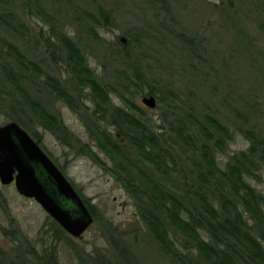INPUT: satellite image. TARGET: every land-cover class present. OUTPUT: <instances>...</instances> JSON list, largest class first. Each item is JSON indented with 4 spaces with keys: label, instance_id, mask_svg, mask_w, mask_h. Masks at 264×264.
I'll return each mask as SVG.
<instances>
[{
    "label": "rangeland",
    "instance_id": "1",
    "mask_svg": "<svg viewBox=\"0 0 264 264\" xmlns=\"http://www.w3.org/2000/svg\"><path fill=\"white\" fill-rule=\"evenodd\" d=\"M35 1L47 7L54 28L76 44L95 76L107 80L115 69L131 72L137 66L146 84L170 92L172 102L166 98L161 104L153 96L157 108L152 110L142 104L143 96L136 98L155 130L164 127L163 117L171 119V112L182 116L190 108L199 117L213 116L228 126L233 138L223 161L250 147L244 130L252 129L264 138V0ZM28 3L0 2V15L18 13L23 25L21 34L10 38L0 26V37L37 63L44 74L67 81L62 48L50 38V26L29 15ZM84 11L97 24L85 22ZM5 64L8 68L14 65L10 59L3 60ZM34 81L37 89L30 96L62 122L65 141L44 129L43 120L33 112L23 120L40 141L32 139L92 207L93 223L81 238H71L35 201L20 196L13 184L0 185V252L9 259L24 256L27 249L38 253L46 249L44 257L53 250L57 264H123L116 241L129 251L135 264H179L152 242L133 198L81 148L88 144L96 158L109 165L90 126L117 134V128L97 112L88 90L82 92L74 111L44 89V76ZM4 84V92L11 90L7 80ZM23 84L28 87L29 83ZM110 99L112 107L120 106L116 97ZM9 122H14L11 115L0 107V126ZM124 148L132 154L129 146ZM247 180L264 196V169Z\"/></svg>",
    "mask_w": 264,
    "mask_h": 264
},
{
    "label": "trees",
    "instance_id": "2",
    "mask_svg": "<svg viewBox=\"0 0 264 264\" xmlns=\"http://www.w3.org/2000/svg\"><path fill=\"white\" fill-rule=\"evenodd\" d=\"M0 2L6 4L7 0ZM28 4L29 15L49 25L50 38L61 46L67 81L44 74L37 63L28 61L16 46L0 37V107L8 111L12 121L39 142L36 131L23 120L33 112L43 120L44 129L65 141L67 131L62 122L30 96L37 89L34 79L44 76V89L74 111L82 92L88 90L97 112L101 111L109 126L117 128V134L90 126L109 165L97 159L88 144L81 148L133 198L148 236L164 255L179 264H264V196L247 180L264 169V138L252 129L244 130L250 147L223 161L233 138L228 126L213 116L199 117L190 108L182 116L171 112V119L163 117L164 127L155 130L136 98L155 96L161 104L166 98L172 102L169 91L146 84L137 66L131 72L115 69L107 80L95 76L76 44L54 28L56 23L47 7L35 0ZM83 14L89 25L97 24L93 15ZM19 17L11 11L0 15V26L9 38L21 34ZM5 59L14 65H2ZM6 80L11 90L4 92ZM26 80L28 87L23 84ZM111 96L120 106H111ZM84 203L93 214L92 207ZM113 242L120 261L135 264L129 251ZM45 251L27 249L24 256L9 259L0 252V264H57L55 252L50 250L44 257Z\"/></svg>",
    "mask_w": 264,
    "mask_h": 264
},
{
    "label": "water",
    "instance_id": "3",
    "mask_svg": "<svg viewBox=\"0 0 264 264\" xmlns=\"http://www.w3.org/2000/svg\"><path fill=\"white\" fill-rule=\"evenodd\" d=\"M141 102L151 110L157 108L153 96L143 97ZM11 184L71 238H81L93 223L91 212L70 182L15 122L0 126V185Z\"/></svg>",
    "mask_w": 264,
    "mask_h": 264
}]
</instances>
